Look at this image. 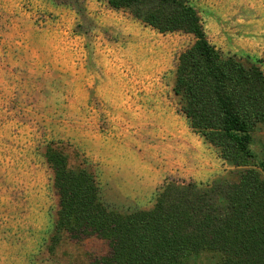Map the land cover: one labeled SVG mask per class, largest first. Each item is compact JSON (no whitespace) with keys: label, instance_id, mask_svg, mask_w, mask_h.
<instances>
[{"label":"rangeland","instance_id":"obj_1","mask_svg":"<svg viewBox=\"0 0 264 264\" xmlns=\"http://www.w3.org/2000/svg\"><path fill=\"white\" fill-rule=\"evenodd\" d=\"M187 1L225 57L264 71V0ZM194 43L108 0H0V264H97L109 254L103 240L67 234L49 251L59 204L49 145L93 173L121 213L152 210L173 182H239L243 169L192 129L174 91ZM251 150L253 164L264 162V124Z\"/></svg>","mask_w":264,"mask_h":264},{"label":"trees","instance_id":"obj_2","mask_svg":"<svg viewBox=\"0 0 264 264\" xmlns=\"http://www.w3.org/2000/svg\"><path fill=\"white\" fill-rule=\"evenodd\" d=\"M108 2L162 34L194 37L179 58L175 94L184 99L192 129L243 172L237 183H170L152 210L121 213L102 201L93 173L70 168L49 145L44 158L59 199L49 251L67 234L107 242L109 254L97 264H199L204 255L214 264H264V162L253 164L251 150L253 133L264 124V71L213 46L187 0Z\"/></svg>","mask_w":264,"mask_h":264}]
</instances>
